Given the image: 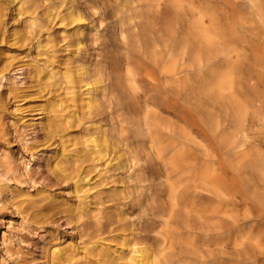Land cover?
Returning a JSON list of instances; mask_svg holds the SVG:
<instances>
[{
  "label": "rangeland",
  "instance_id": "374dc122",
  "mask_svg": "<svg viewBox=\"0 0 264 264\" xmlns=\"http://www.w3.org/2000/svg\"><path fill=\"white\" fill-rule=\"evenodd\" d=\"M5 1L6 36H0V52L36 55L54 46L59 53L55 63L63 70L84 63L107 72L125 57L120 20L134 0H64L81 13L72 22L52 19L60 9L56 0H35L40 19L32 30L22 26L29 13L15 1ZM180 1L181 83L175 89L161 79L153 92L163 119L182 132L181 145L188 154L176 167L170 165L166 158L171 153L161 157L152 146L139 113L142 106L123 100L109 114L104 103L96 125L116 122L139 162L110 170L90 193L93 211L86 215L71 208L72 180H62L56 168L47 165V157L57 153V137H47L40 125L24 128L15 121L19 102L12 82L17 80L22 88L29 82L27 72L18 70L16 59L0 72V264H44L55 242L79 241L80 234L86 239L99 207L102 214L111 212L114 217L125 209L136 236L156 249L164 245L162 237L168 240L174 228L182 227L173 219L175 211L212 213L219 217L221 228L207 236L200 233L197 241L199 247L208 244L212 250L206 257L212 259L209 264H264V174L259 167L238 161L246 154L264 164V0ZM149 17L161 31L174 25L170 5ZM12 29L14 35L7 36ZM202 35L213 36L216 42L208 43ZM37 38L44 48L38 47ZM225 76L228 86L218 89L216 82ZM67 85L65 77L58 79L51 94L59 99L57 108L69 115L78 107ZM49 87L43 84L42 92ZM83 122L87 123L68 131L87 137L94 129H84L90 122ZM202 173L218 185L219 195L199 182ZM95 174L92 170L89 175L99 179ZM172 244L178 249L181 243Z\"/></svg>",
  "mask_w": 264,
  "mask_h": 264
},
{
  "label": "bare ground",
  "instance_id": "6f19581e",
  "mask_svg": "<svg viewBox=\"0 0 264 264\" xmlns=\"http://www.w3.org/2000/svg\"><path fill=\"white\" fill-rule=\"evenodd\" d=\"M8 1H15L20 10L29 13L24 18L23 28L32 30L38 25L40 18L37 16L35 0ZM5 2L0 0L2 38L6 36V27L3 24ZM55 3L60 9L52 14V19L58 17L72 22L81 18V13L72 5H67L64 0H56ZM130 5V12L120 20V40L122 47L127 51L123 60L118 62L111 72H107L104 67L90 68L84 63L70 64L63 70L55 63L59 61V53L54 46L46 47L36 55L25 52L8 55L7 50L0 52L2 55L0 72L8 70L12 61L16 59L19 62L18 70L24 69L29 76V82L22 88L17 80L12 82L11 90L15 92L19 102L16 104V115L19 116L15 121L22 122L24 128L40 125L47 137H57V145H59L57 153L49 155L46 162L48 166L56 168V176L62 180H72L69 186L75 200L71 208L77 209L79 216L93 211L89 205L90 193L104 181L110 170L126 165L132 166L139 162L136 155L131 154L123 133L117 130L116 122L96 125L102 120L100 115L104 112V103L109 114L113 113V106L123 100H132L142 106L139 113L148 128L152 146L161 157L167 152L171 153L166 158L170 165L176 167L181 158L188 154L181 145L182 132L176 124L163 119L160 109L154 105L153 92L161 79L164 84H171L175 89H178L181 83L182 40L179 35L181 1L134 0ZM166 5L173 8L174 25L169 31H161L157 27V21L151 19L149 15L159 14ZM126 7L124 6L125 9ZM15 32L12 29L7 36H13ZM79 32L76 29V33ZM193 32H196L195 29ZM202 38L208 43L216 42V38L210 35H202ZM36 41L38 47H42L39 45L41 40L37 38ZM130 48L133 52H128ZM62 77H65L66 82L69 83L68 92L76 103L74 105L78 107L69 115L57 108L59 99L56 98V94H51L52 86ZM139 82H144V86ZM228 82L229 79L225 76L216 82V87L223 89L228 86ZM45 83L50 87L43 93ZM84 119L90 122L84 126V129H94V131L84 138L73 136L68 128L82 127V124L87 123L83 122ZM94 124L96 126H93ZM165 133L169 134L168 139L163 138ZM238 161L251 168L259 167L260 173L264 174V164L256 163L246 154L240 155ZM85 162L86 164L83 165ZM92 170H96L95 176L99 179L90 177ZM204 173L199 176V182L219 195L218 185L209 180ZM184 179L186 176L182 177L177 185ZM175 189L174 186L173 191ZM95 203L99 204L102 201ZM102 209L99 207V214L94 215V228L87 235L85 234L86 239H81L80 234L79 241L68 238L63 242H55L49 248L44 264H209L212 262V259L206 260L207 255L212 256L209 245L206 244L201 248L197 245V241L200 233L207 236L211 230L221 228L217 215L198 211L191 214L189 210H185L183 214L175 211L173 219L180 222L182 227L174 228L173 236L168 240L167 237H162L164 245L156 249L154 245L147 244L145 238L136 236L125 209L117 213L116 217L111 212L102 214ZM167 241L171 243L167 244ZM175 241L181 243L178 249L172 246Z\"/></svg>",
  "mask_w": 264,
  "mask_h": 264
}]
</instances>
